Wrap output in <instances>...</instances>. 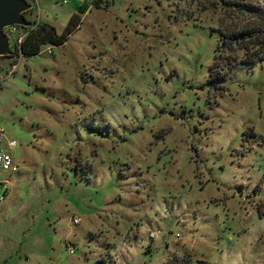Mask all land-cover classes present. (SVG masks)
<instances>
[{"label": "rangeland", "instance_id": "obj_1", "mask_svg": "<svg viewBox=\"0 0 264 264\" xmlns=\"http://www.w3.org/2000/svg\"><path fill=\"white\" fill-rule=\"evenodd\" d=\"M30 1L81 22L0 57V264H264V59L212 78L220 0Z\"/></svg>", "mask_w": 264, "mask_h": 264}, {"label": "trees", "instance_id": "obj_2", "mask_svg": "<svg viewBox=\"0 0 264 264\" xmlns=\"http://www.w3.org/2000/svg\"><path fill=\"white\" fill-rule=\"evenodd\" d=\"M109 2L110 0L105 4L109 5ZM218 3L222 5L224 15L219 26L220 41L211 65V76L215 80L224 78L226 69H232L240 62L254 66L264 59V0H220ZM96 4L102 6L103 2L97 0ZM87 8L86 3L81 4V10L86 11ZM32 21L31 25L23 26L27 34L20 44L14 41V52L10 56L34 55L45 45L64 44L77 29L81 19L75 13L61 33L53 24ZM1 83L0 79V86ZM191 260L186 258L179 264H189ZM201 264L219 263L203 259Z\"/></svg>", "mask_w": 264, "mask_h": 264}, {"label": "water", "instance_id": "obj_3", "mask_svg": "<svg viewBox=\"0 0 264 264\" xmlns=\"http://www.w3.org/2000/svg\"><path fill=\"white\" fill-rule=\"evenodd\" d=\"M34 7L30 0H0V57L13 54L12 40L6 27L13 24L29 26L33 23L26 11ZM6 191L0 196V201Z\"/></svg>", "mask_w": 264, "mask_h": 264}, {"label": "built area", "instance_id": "obj_4", "mask_svg": "<svg viewBox=\"0 0 264 264\" xmlns=\"http://www.w3.org/2000/svg\"><path fill=\"white\" fill-rule=\"evenodd\" d=\"M65 2H67L68 0H63ZM102 2H107L108 0H101ZM6 31L9 33L11 40L12 41H16L18 44H20L27 32L24 31V28L22 25L20 24H13L10 26L6 27ZM14 39V40H13ZM49 52H52V48L47 49ZM6 138V129L5 127L0 123V170H10V169H17L18 165L15 163V159L12 155V153L5 147L4 145V141ZM11 145L14 146L16 144V140H12ZM3 181H9V180H4ZM75 221H78L79 218H74ZM151 236H155V233L152 232ZM69 250L70 252H74L75 251V246L74 244L69 246Z\"/></svg>", "mask_w": 264, "mask_h": 264}]
</instances>
